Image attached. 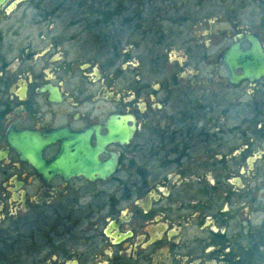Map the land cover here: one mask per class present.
I'll return each instance as SVG.
<instances>
[{
	"label": "flooded vegetation",
	"instance_id": "af4514ba",
	"mask_svg": "<svg viewBox=\"0 0 264 264\" xmlns=\"http://www.w3.org/2000/svg\"><path fill=\"white\" fill-rule=\"evenodd\" d=\"M187 3L0 0V264H264V77L222 61L257 33L202 54Z\"/></svg>",
	"mask_w": 264,
	"mask_h": 264
},
{
	"label": "rangeland",
	"instance_id": "374dc122",
	"mask_svg": "<svg viewBox=\"0 0 264 264\" xmlns=\"http://www.w3.org/2000/svg\"><path fill=\"white\" fill-rule=\"evenodd\" d=\"M197 6L201 9V16L205 18V21L199 20L200 27L195 31L197 32V36H200V43L202 42L199 44V50L202 54L205 51L204 42H206L208 38L206 36L203 37L202 33H205L207 29L212 33L210 38L212 40H217V42L222 41L227 43L230 39L227 37V32H230L231 36H233L238 33V31L255 32L264 41V0H189L187 6L184 7ZM70 50L71 55H74L80 48L75 45L72 46ZM140 50H144V47H140ZM165 51L167 52L166 54H174L179 58L187 54L180 46L167 48ZM80 54L81 53H78L79 56ZM43 254L44 253L40 255ZM17 257L18 258L13 256L9 257V259L14 263L17 261V264H35L42 258V256H29L23 254Z\"/></svg>",
	"mask_w": 264,
	"mask_h": 264
},
{
	"label": "water",
	"instance_id": "95a60500",
	"mask_svg": "<svg viewBox=\"0 0 264 264\" xmlns=\"http://www.w3.org/2000/svg\"><path fill=\"white\" fill-rule=\"evenodd\" d=\"M239 40H245L249 43V48L243 50L240 43H236L229 47L223 54V63L226 65L229 72H231L230 82L235 85L239 80L256 81L264 77V50L259 41V38L255 34L248 33L245 36L239 34ZM240 70L241 75L236 76L235 70ZM117 134V133H115ZM42 144H40L41 146ZM11 146L17 147V144L12 143ZM27 147V146H25ZM29 154L32 155L30 148ZM26 160H30L29 157ZM36 164L40 163L38 156L35 157ZM89 164V166H88ZM85 167L91 168L85 170ZM114 169V164H102L98 163L95 158L94 151L88 158L86 163H82L77 167V171L81 173L85 178L93 180L95 171L97 177L106 178L108 171Z\"/></svg>",
	"mask_w": 264,
	"mask_h": 264
}]
</instances>
